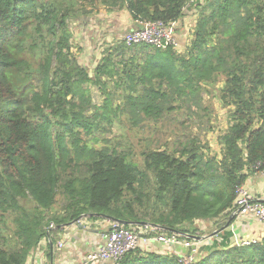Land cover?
I'll return each instance as SVG.
<instances>
[{"label":"trees","instance_id":"obj_1","mask_svg":"<svg viewBox=\"0 0 264 264\" xmlns=\"http://www.w3.org/2000/svg\"><path fill=\"white\" fill-rule=\"evenodd\" d=\"M189 1L0 0V264H27L42 239L53 244L82 216L188 236L205 221L218 228L193 264H264V231L241 246L229 230L236 187L264 166V0H204L182 52L120 40L88 72L71 51L70 23L99 13L96 3L167 24ZM202 84H222L218 99L229 110L220 158L193 139L142 152L139 168L122 144L100 139L121 117L159 121ZM89 85L104 94L101 106ZM118 264L181 263L135 250Z\"/></svg>","mask_w":264,"mask_h":264},{"label":"rangeland","instance_id":"obj_2","mask_svg":"<svg viewBox=\"0 0 264 264\" xmlns=\"http://www.w3.org/2000/svg\"><path fill=\"white\" fill-rule=\"evenodd\" d=\"M85 5L88 9L89 6ZM96 8H101V11L89 17H81L78 22L72 21L70 23L71 51L79 65L88 70V72H92L103 50L108 48L109 44L118 42L117 40L120 37L111 36L110 29L112 28L111 30L113 31L114 26V28L119 30L120 35L128 30L124 29L122 31L126 26L123 16L111 22V17L104 12L101 5L96 3ZM195 21L193 15L182 17L177 31L181 32L180 37L183 40L188 38L190 40L191 30L193 31L194 29ZM221 87L222 84H216V86L202 84L201 91L197 96L192 97V100L189 99L180 103L179 109L166 114L157 122L145 120L138 126H133L125 117H121L120 120H114L112 126L108 128L109 131L103 134L100 139L108 140L110 146L119 147L122 144V149L125 152L131 151L130 156H132L139 168L143 166L142 152L175 148V144L193 139L196 140L197 145L203 150L205 155L220 158V138L228 127L227 114L229 111L222 107L218 99ZM88 88L92 103L96 106H101L105 98L104 94L96 86L89 85ZM107 91L114 94L117 92L113 89L112 84H109ZM112 99L116 105L118 103L117 96L114 95ZM61 201L59 197L55 205L56 209L61 204ZM203 225L207 226L205 221H198L194 224V228L198 230L195 236L204 237L205 239V236H208L213 228H218L215 224L213 228L207 227L208 229L205 226L203 227ZM154 251L162 255L168 252L165 248H156Z\"/></svg>","mask_w":264,"mask_h":264},{"label":"built area","instance_id":"obj_3","mask_svg":"<svg viewBox=\"0 0 264 264\" xmlns=\"http://www.w3.org/2000/svg\"><path fill=\"white\" fill-rule=\"evenodd\" d=\"M203 3L204 0H190L182 9L183 16L193 15L196 20L198 8ZM181 20L182 18L167 24L159 21L141 22L132 20V28L123 32V34L121 33L117 41L121 40L127 46L145 44L161 50L171 48L176 52H182L183 49L177 37ZM256 173H261L264 176V166ZM231 216L235 219L249 218L255 220L264 229V191L255 194L245 184L236 187ZM81 222H84L86 228L103 224L102 231L98 234L100 242L96 244L92 251L87 252L79 263L68 264H118L123 256L130 251L155 252L156 248L167 249V254H174L179 257L181 264H193L204 239V237L188 236L175 232L167 233L162 228L147 223L127 226L124 223L109 219L92 221L87 216H82L72 225L81 224ZM68 226L70 225L64 226L62 232ZM231 227L232 225L229 228ZM55 229L56 226L50 223L47 232L49 233ZM205 237L206 242L209 237ZM44 240L50 243L48 235ZM233 240L236 245L246 246L256 243L259 238L242 239L233 234ZM63 246V241L57 243L59 250ZM179 250L185 251V253H181Z\"/></svg>","mask_w":264,"mask_h":264},{"label":"crops","instance_id":"obj_4","mask_svg":"<svg viewBox=\"0 0 264 264\" xmlns=\"http://www.w3.org/2000/svg\"><path fill=\"white\" fill-rule=\"evenodd\" d=\"M111 17V22L117 20L120 16H123L125 27L122 29L132 28L133 21L129 17L126 11L108 13ZM112 29V28H111ZM110 29L111 36H119V30L114 28ZM121 31V32H122ZM115 33V34H113ZM123 34V33H122ZM181 32L177 31L178 38L182 44V49L188 43V39L183 40L180 37ZM253 193L258 194L264 191V176L261 173L250 174L244 183ZM197 223V222H196ZM195 223V224H196ZM82 225V226H81ZM103 225V224H102ZM91 226L90 228L84 227V222L81 224L70 225L64 229L63 232L55 233L53 236V244L48 243L42 239L37 249L30 253L27 260V264H68L79 263L83 256L94 249L97 243L100 242L98 234L102 231L103 226ZM205 228H213L212 223H206ZM207 228V229H208ZM200 229V228H199ZM234 235L245 239L260 237L264 231L263 227L255 220L249 218H236L229 229ZM212 234V233H211ZM64 242L62 249L57 248L58 242ZM203 243L205 240H203ZM181 253L185 251L179 250Z\"/></svg>","mask_w":264,"mask_h":264},{"label":"water","instance_id":"obj_5","mask_svg":"<svg viewBox=\"0 0 264 264\" xmlns=\"http://www.w3.org/2000/svg\"><path fill=\"white\" fill-rule=\"evenodd\" d=\"M73 224V223H72ZM72 224H69V225H72Z\"/></svg>","mask_w":264,"mask_h":264}]
</instances>
